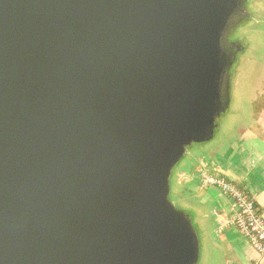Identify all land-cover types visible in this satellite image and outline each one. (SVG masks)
Segmentation results:
<instances>
[{
	"label": "water",
	"instance_id": "water-1",
	"mask_svg": "<svg viewBox=\"0 0 264 264\" xmlns=\"http://www.w3.org/2000/svg\"><path fill=\"white\" fill-rule=\"evenodd\" d=\"M248 0H0V264H197L169 198L230 103Z\"/></svg>",
	"mask_w": 264,
	"mask_h": 264
},
{
	"label": "crops",
	"instance_id": "crops-1",
	"mask_svg": "<svg viewBox=\"0 0 264 264\" xmlns=\"http://www.w3.org/2000/svg\"><path fill=\"white\" fill-rule=\"evenodd\" d=\"M246 100L237 108L239 116L230 130L214 146L190 148L172 172L170 193L204 238V264H264L236 229H219L218 220L230 214V202L200 180L202 172L217 173L244 187L264 217V73Z\"/></svg>",
	"mask_w": 264,
	"mask_h": 264
},
{
	"label": "rangeland",
	"instance_id": "rangeland-1",
	"mask_svg": "<svg viewBox=\"0 0 264 264\" xmlns=\"http://www.w3.org/2000/svg\"><path fill=\"white\" fill-rule=\"evenodd\" d=\"M246 7L250 18L230 33V39L233 37L235 40H240L244 45V51L237 54L230 71L229 107L224 115L217 119L213 139L200 145L205 148L214 146L223 133L230 130L232 121L235 120L237 115L239 116L237 108L241 106V103L247 101L246 99L251 94L253 86L259 82L261 75L264 73V0H248ZM169 198L177 209L184 211L183 205L176 200L177 197L174 192L170 193ZM200 237L202 252L201 255L199 254L197 264H204L202 259L204 258V252L206 253V246L205 241H203L204 238L201 235Z\"/></svg>",
	"mask_w": 264,
	"mask_h": 264
},
{
	"label": "built area",
	"instance_id": "built-area-1",
	"mask_svg": "<svg viewBox=\"0 0 264 264\" xmlns=\"http://www.w3.org/2000/svg\"><path fill=\"white\" fill-rule=\"evenodd\" d=\"M201 184L219 189L230 202V214L218 220L219 229L234 228L264 262V217L247 190L217 173L202 172Z\"/></svg>",
	"mask_w": 264,
	"mask_h": 264
},
{
	"label": "flooded vegetation",
	"instance_id": "flooded-vegetation-1",
	"mask_svg": "<svg viewBox=\"0 0 264 264\" xmlns=\"http://www.w3.org/2000/svg\"><path fill=\"white\" fill-rule=\"evenodd\" d=\"M229 39H230V37H229ZM233 40H235V38H233L232 37V39H230V41H233ZM244 51V50H243ZM243 51H241V52H243ZM236 60V59H235ZM235 62V61H234ZM234 64V63H233Z\"/></svg>",
	"mask_w": 264,
	"mask_h": 264
}]
</instances>
